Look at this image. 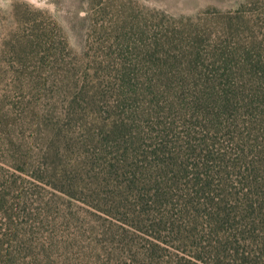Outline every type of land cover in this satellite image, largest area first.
<instances>
[{"label": "trees", "instance_id": "obj_1", "mask_svg": "<svg viewBox=\"0 0 264 264\" xmlns=\"http://www.w3.org/2000/svg\"><path fill=\"white\" fill-rule=\"evenodd\" d=\"M236 14L215 38L160 27L43 115L32 108L39 148L0 112L10 240L29 227L31 258L57 242L81 264H264V21ZM52 210L66 234L54 240L50 221L43 241ZM6 230L0 264H16Z\"/></svg>", "mask_w": 264, "mask_h": 264}, {"label": "rangeland", "instance_id": "obj_2", "mask_svg": "<svg viewBox=\"0 0 264 264\" xmlns=\"http://www.w3.org/2000/svg\"><path fill=\"white\" fill-rule=\"evenodd\" d=\"M263 8L264 0H0V112L16 121L20 117L17 135L39 148L42 127L33 124L31 109L42 114L53 101H64L75 83L90 82L96 71L105 72L120 58L136 55L142 39L160 27L197 24L215 38L234 33L236 23L242 24L237 10L260 22ZM2 157L0 139V164L11 175L13 169ZM48 215L43 241L50 221L56 229L54 240L59 241L66 234L65 225L56 211ZM12 224L0 217V231L7 229L3 247L12 252L16 264H81L80 258L74 260L75 247L70 254L57 242L43 244L44 251L35 249L38 255L31 258L29 227L19 235L20 242L16 237L10 240ZM5 261L1 264H8Z\"/></svg>", "mask_w": 264, "mask_h": 264}]
</instances>
